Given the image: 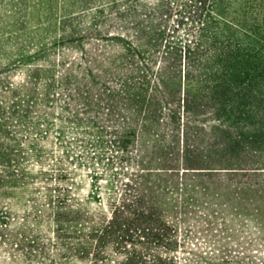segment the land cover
<instances>
[{"label": "trees", "instance_id": "1", "mask_svg": "<svg viewBox=\"0 0 264 264\" xmlns=\"http://www.w3.org/2000/svg\"><path fill=\"white\" fill-rule=\"evenodd\" d=\"M209 1L227 29L222 40L215 39L209 46L191 42L182 50L173 47L163 53L157 45L142 52L135 48L121 61L123 73L110 91L117 93L124 114L123 125L109 126L111 147L124 152L134 147L141 167L147 159L157 161L160 168L109 178L104 198L95 193L102 205L96 214L73 211L70 189L61 183L48 192L49 203L58 209V230L62 231V224L71 225L75 256L86 264H264L252 254L256 244L252 239L243 242L227 234V228L218 231L204 219L202 209L212 202L198 198L201 192L218 196L213 191L216 186L264 187V0L195 2L204 9ZM160 53L162 67L154 70ZM73 67L61 76L58 87L71 80L77 84L78 92L71 89L66 96L77 103L73 112L77 124L71 128L76 133L71 140L85 150L88 142L76 135L87 133L84 74L81 63ZM181 75L184 90L175 102L164 82L174 83ZM35 89L23 95L21 106L0 107V127L14 128V123L24 122L45 126L48 133L52 124L33 112L38 103ZM180 128V146L177 140L169 144H176L178 150L158 156L156 152L167 142L166 131L175 135ZM68 135L60 125L55 138L68 146L72 143L65 140ZM57 174L59 179L66 176L60 170ZM175 177L180 187L164 186L166 178Z\"/></svg>", "mask_w": 264, "mask_h": 264}, {"label": "rangeland", "instance_id": "2", "mask_svg": "<svg viewBox=\"0 0 264 264\" xmlns=\"http://www.w3.org/2000/svg\"><path fill=\"white\" fill-rule=\"evenodd\" d=\"M195 1L0 0V107L21 106L23 95L36 87L38 103L33 112L52 124L47 134L45 126L24 122L14 121V128L0 127V264H86L75 256L71 225L62 224V231L58 230V209L49 203V190L57 183L67 186L73 211L96 214L102 205L95 193L104 198L109 178L160 168L157 161L148 163L147 159L141 167L134 147L126 152L111 147L109 126L123 125L124 114L117 93L110 91L123 73L121 61L135 48L142 52L157 45L163 53L173 47L182 50L191 42L209 46L215 39L222 40L227 29L217 7L209 1L203 9ZM155 61L154 70L162 67L161 53ZM76 63L82 64L87 111L86 136L76 135L88 142H84L87 151L71 140L77 103L66 96L68 90H77V84L71 80L58 87L61 76ZM72 70L81 80L77 67ZM164 83L167 94L178 101L184 90L182 75L174 83ZM60 125L69 134L65 140L72 143L68 146L55 138ZM192 127L194 134L196 127ZM181 134V128L175 135L167 130V142L157 155L176 152L178 146L169 144L177 140L180 146ZM57 170L66 172L65 178L59 179ZM164 181L167 188L180 187L176 177ZM214 188L218 196L201 192L198 197L201 202H212L202 209L204 219L218 231L227 228V234L243 242L252 239L256 243L252 254L257 262H264V187Z\"/></svg>", "mask_w": 264, "mask_h": 264}]
</instances>
